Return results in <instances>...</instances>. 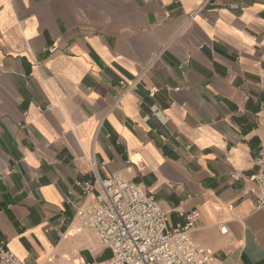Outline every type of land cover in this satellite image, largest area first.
Segmentation results:
<instances>
[{"label": "crops", "instance_id": "0c3cea01", "mask_svg": "<svg viewBox=\"0 0 264 264\" xmlns=\"http://www.w3.org/2000/svg\"><path fill=\"white\" fill-rule=\"evenodd\" d=\"M201 4L0 0V246L26 264L110 259L75 219L77 182L121 172L171 227L199 210L194 239L219 264H264L247 179L264 144V0Z\"/></svg>", "mask_w": 264, "mask_h": 264}, {"label": "built area", "instance_id": "2783aa9c", "mask_svg": "<svg viewBox=\"0 0 264 264\" xmlns=\"http://www.w3.org/2000/svg\"><path fill=\"white\" fill-rule=\"evenodd\" d=\"M195 14L218 0H201ZM53 48L52 50H55ZM154 96L158 88H149ZM239 178L237 174L235 176ZM252 183L257 207L264 206V144L255 159V169L247 177ZM84 200L76 206L75 219L95 231L103 246L112 250V257L103 262L86 264H219L215 255L201 248L194 239L200 211L181 212L186 222L171 227L169 215L142 184L127 179L121 172L94 182L78 181ZM227 226H221L226 234ZM59 257L48 264H60ZM0 264H26L10 248L0 246Z\"/></svg>", "mask_w": 264, "mask_h": 264}]
</instances>
